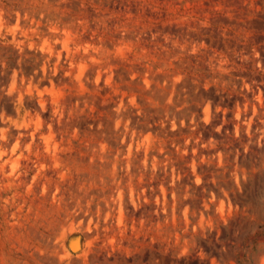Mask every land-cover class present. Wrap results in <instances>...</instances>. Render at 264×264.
I'll return each mask as SVG.
<instances>
[{"label": "rangeland", "instance_id": "1", "mask_svg": "<svg viewBox=\"0 0 264 264\" xmlns=\"http://www.w3.org/2000/svg\"><path fill=\"white\" fill-rule=\"evenodd\" d=\"M0 264H264V0H0Z\"/></svg>", "mask_w": 264, "mask_h": 264}]
</instances>
